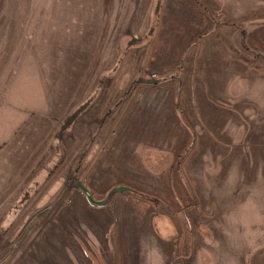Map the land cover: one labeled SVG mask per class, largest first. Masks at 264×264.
<instances>
[{"label":"rangeland","instance_id":"374dc122","mask_svg":"<svg viewBox=\"0 0 264 264\" xmlns=\"http://www.w3.org/2000/svg\"><path fill=\"white\" fill-rule=\"evenodd\" d=\"M0 264H264V0H0Z\"/></svg>","mask_w":264,"mask_h":264},{"label":"water","instance_id":"95a60500","mask_svg":"<svg viewBox=\"0 0 264 264\" xmlns=\"http://www.w3.org/2000/svg\"><path fill=\"white\" fill-rule=\"evenodd\" d=\"M77 186H79L83 192H86V195L88 196L89 200L92 202V203H95V204H102L104 203V201L102 200H97L96 198H94V196L92 195L91 191H89V188L82 182H77L76 183ZM119 189H124L125 190V187L124 186H121L119 187Z\"/></svg>","mask_w":264,"mask_h":264}]
</instances>
